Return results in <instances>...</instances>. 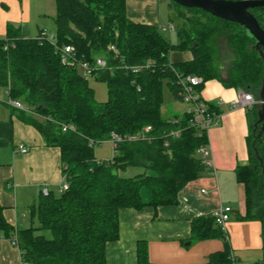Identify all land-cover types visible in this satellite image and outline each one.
Returning <instances> with one entry per match:
<instances>
[{"label":"trees","instance_id":"16d2710c","mask_svg":"<svg viewBox=\"0 0 264 264\" xmlns=\"http://www.w3.org/2000/svg\"><path fill=\"white\" fill-rule=\"evenodd\" d=\"M170 1L177 8L176 42L165 38L157 25L129 19L125 0H55V44L7 25L5 37L0 38V87L9 98L25 104L32 114L20 110V115L45 144L59 148L68 185L58 194L41 193L30 206L37 225L15 231L24 264H108L105 247L119 237L121 208L175 204L180 189L203 173L207 166L198 148L207 142L206 134L190 126L189 114L165 117L161 113L164 86L181 101L175 72L199 75L204 81L217 79L258 97L263 62L246 30L201 8ZM250 11L264 29V6ZM220 37L226 38L235 54L226 78L215 62ZM65 44L73 47L77 60L105 59L106 66L94 71L93 78L106 83V100L95 99L89 79L76 66L61 62L55 45ZM185 50L189 59H169L171 51ZM145 61H151V67L138 73L123 68ZM208 105L217 109L215 103ZM61 123H70L75 130L64 131ZM145 125L152 127L150 141H121L110 159L95 158L93 146L107 140L111 132L131 134ZM178 127L182 128L179 136H164ZM260 139L251 131L249 163L238 166L236 174L246 190V213L241 218L261 222L264 251V153L260 156L255 149ZM128 166L143 171L120 175ZM0 230L10 235L1 205ZM35 230L48 231L50 237ZM190 232L191 239L223 238L225 248L212 253L209 264H228L225 233L213 215L193 218ZM135 264H154L143 242L137 243Z\"/></svg>","mask_w":264,"mask_h":264},{"label":"crops","instance_id":"0c3cea01","mask_svg":"<svg viewBox=\"0 0 264 264\" xmlns=\"http://www.w3.org/2000/svg\"><path fill=\"white\" fill-rule=\"evenodd\" d=\"M53 1L0 0V38L5 37L8 24L29 37L45 32V26L50 30L48 34H54ZM139 1L125 0L127 17L134 22L147 17L151 21L141 23L158 26L152 2ZM189 58L190 52L186 50L169 54L173 62ZM237 90L217 79L204 81L200 89L204 100L215 104L222 101L220 119L206 134L214 173L211 167H206L200 176L188 181L178 192L175 204L145 206L141 210L121 208L119 237L105 247L108 264H135L138 242L145 244L148 258L154 264H209L210 255L225 248V240L218 236L191 239V221L198 216L210 217L224 206L231 207L226 223L227 246L237 257V264H264L261 222L241 218L246 213V190L237 178L236 169L249 163L248 138L251 131L255 133L254 125L251 127L249 123L248 108L228 107ZM8 99L7 90L0 87V205L11 226L9 236L0 230V264H24L12 237L16 230L35 225L31 204L39 199L44 187L53 193L60 192L63 173L59 148L46 145L37 129L23 120L20 109L10 105ZM184 109L185 104L181 113ZM28 111L25 112L32 114ZM263 136L255 135V139ZM104 141L109 143L112 157L111 143ZM20 145L27 148L25 153L17 151Z\"/></svg>","mask_w":264,"mask_h":264},{"label":"built area","instance_id":"2783aa9c","mask_svg":"<svg viewBox=\"0 0 264 264\" xmlns=\"http://www.w3.org/2000/svg\"><path fill=\"white\" fill-rule=\"evenodd\" d=\"M161 31H169L175 30V26L173 23H169L167 26H158ZM38 36L47 38L53 44H55V36L54 34H48L46 32L40 33ZM37 36V37H38ZM55 47L60 52L61 62L64 64L74 65L77 69H80V73L84 79L93 78V72L98 70L99 68H104L106 66V61L102 57H95L93 62H88L84 60H77L74 56V49L71 45L65 44L61 45L60 47L55 45ZM108 49L115 54L117 50L113 44L108 45ZM151 61H145L144 63H136V64H124L123 68L127 71H131L132 73H138L143 69H147L151 67ZM175 83L178 87V94L180 95L181 102L185 104V109L183 113L189 114V124L197 128L200 132H204L207 134L209 128L217 124L220 116L221 111L219 109V105L222 101H218L216 103L217 109L210 108L208 102L204 100L201 96V92L199 87L204 83V80L201 76L195 74H187L183 75L181 73L175 72ZM140 88L138 87L137 90ZM259 98H256L252 95V93L244 91L242 89H238L236 95L233 99L229 100V108H250L254 105L260 104ZM8 103L13 107L21 110H28V108L24 107L22 102L17 99H8ZM177 120H175L176 122ZM62 130H75V127L70 123H61ZM152 127L151 125H145L141 129L137 130L131 134H124L119 135L115 132H111L109 138L107 140L110 141L113 152L115 151L116 145L121 141H138V140H145L150 141L153 136L150 135ZM182 128L178 127L175 129H171L164 134L165 137H177L180 135ZM166 145V141L164 142ZM20 153H25L27 148L25 146L20 145L17 149ZM198 152L207 167L212 168L213 171V163L209 158V149H208V141L201 147L198 148ZM68 187L66 179L63 175V178L59 184V191H63ZM41 193L47 194L48 189L46 187L42 188ZM231 216V207L224 206L218 208L214 213L213 217L222 230L225 233L226 240V223ZM12 241L17 244V236L16 234L12 237ZM228 264H237V257L233 254L232 250L229 249L228 252Z\"/></svg>","mask_w":264,"mask_h":264},{"label":"rangeland","instance_id":"374dc122","mask_svg":"<svg viewBox=\"0 0 264 264\" xmlns=\"http://www.w3.org/2000/svg\"><path fill=\"white\" fill-rule=\"evenodd\" d=\"M146 0H140L139 2L142 3ZM55 2V0L53 1ZM148 3H151V6H153V8L155 9V14H156V22L158 23V26H167L169 24V21H172L173 25L176 27L177 23H178V19L176 18L175 14H174V6L171 5V1L170 0H148L146 1ZM146 8L149 10L151 9L150 6L146 5ZM177 9V8H176ZM56 13V5H55V11L52 13L53 16ZM49 14L48 15H52ZM141 17V16H139ZM141 22H149L151 20H149L147 17H141L140 19ZM45 32L49 33L50 30L48 27L45 26ZM163 36L165 38H169L171 40V42H176L177 41V35H176V30H172L171 32L167 31H161ZM217 47H218V51H217V56H216V65H217V69L218 72H220V75L222 76V78H226L227 77V73L226 70L230 65V62L232 59H234V52L229 48V46L227 45V41L225 37H220L217 42ZM80 72V69H78ZM89 85L94 89V93H95V99L97 101H104L107 98V86L106 83L103 81H99L93 78H89ZM163 104L161 106V113L163 116L165 117H169V116H174V115H178L181 113V110L183 108V103H181L179 100L174 99L170 89L167 86H164L163 89ZM25 106L24 103H22ZM27 108V107H26ZM21 110V109H20ZM26 111V110H25ZM247 113H248V119H249V123L253 122L255 120L256 117V109L255 108H248L247 109ZM257 148V152L258 154H263L264 153V136L263 138H261L258 142H256V146L255 149ZM93 151H94V156L95 158L99 159V158H104L106 157L107 159H109L111 157V149H110V145L107 141H102L101 143H96L93 146ZM261 156V155H260ZM143 171V169L141 167H137V166H128L125 169L121 170L119 173L120 175L123 176H133L137 173H141ZM59 192L54 190V194H58ZM37 225V222L35 223V226ZM35 234H40L43 233L44 235H46L47 237H50V233L48 231L45 230H35L34 232Z\"/></svg>","mask_w":264,"mask_h":264},{"label":"water","instance_id":"95a60500","mask_svg":"<svg viewBox=\"0 0 264 264\" xmlns=\"http://www.w3.org/2000/svg\"><path fill=\"white\" fill-rule=\"evenodd\" d=\"M184 7L201 8L210 14L241 25L253 40L252 47L256 49L263 62V72L258 92L259 100L256 109L257 118L254 128L261 123V133L264 134V29L250 8L264 6V0H172ZM189 243V242H187Z\"/></svg>","mask_w":264,"mask_h":264},{"label":"flooded vegetation","instance_id":"af4514ba","mask_svg":"<svg viewBox=\"0 0 264 264\" xmlns=\"http://www.w3.org/2000/svg\"><path fill=\"white\" fill-rule=\"evenodd\" d=\"M255 135H259L261 133V123H258L257 126L254 128ZM262 136V135H261Z\"/></svg>","mask_w":264,"mask_h":264}]
</instances>
